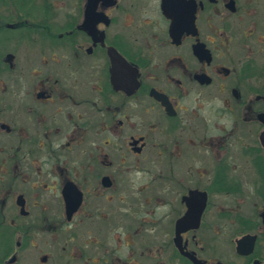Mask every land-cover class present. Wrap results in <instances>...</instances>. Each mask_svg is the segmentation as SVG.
<instances>
[{"label":"flooded vegetation","instance_id":"flooded-vegetation-1","mask_svg":"<svg viewBox=\"0 0 264 264\" xmlns=\"http://www.w3.org/2000/svg\"><path fill=\"white\" fill-rule=\"evenodd\" d=\"M75 7L0 68L1 221L63 264H264V0Z\"/></svg>","mask_w":264,"mask_h":264},{"label":"rangeland","instance_id":"rangeland-1","mask_svg":"<svg viewBox=\"0 0 264 264\" xmlns=\"http://www.w3.org/2000/svg\"><path fill=\"white\" fill-rule=\"evenodd\" d=\"M49 1L48 2L52 4L54 8L51 11H49V14L44 12V14L45 15L47 14V16L49 17V20L54 19L55 21H57L61 15L67 12H73L76 8L75 7L76 0H49ZM7 3L10 6L0 7L1 12L2 14H4V16H8L12 19L11 21L6 20L4 22L0 19V27H6L7 24H13L19 21L18 14L15 13L13 4L9 1ZM41 6H42V0H38V6H36L34 10L36 11ZM40 11L41 13L43 12L42 9H40ZM59 21L60 19L57 22H54L55 28L53 29V33H52L53 38L56 37L57 39L60 33ZM29 22H30L29 25L34 24L31 21ZM50 23L53 22L50 21ZM38 28H43V27L38 26ZM23 33L24 30L21 29L20 27L12 29V31L4 30L2 34L0 33V59L2 60L0 61V68L2 66L3 84L6 85L7 89L11 88V78L15 73L17 72L28 73V70L30 68V65L28 64V55L30 56L31 53L30 54L28 53L29 48L26 47V44H34V43L24 38L23 35L25 34ZM10 52L17 54L15 67L14 69H10V68L5 69L6 67L5 65L8 64L6 61H4V59L6 54ZM243 200L245 201V198ZM9 209L10 210H6L7 214H15L16 211H18V209H15L13 207ZM51 211L54 214V213H58L59 210L53 209ZM20 222L21 224L24 223L23 221ZM30 232L35 234L26 242H24L25 240L21 239V237H16L13 248L14 250L9 255V257L4 261L3 264H63V262L66 260V256L74 252V251L72 252L69 251V249H72L77 246L76 240L70 241L68 239V236H65V234L59 230L58 226H51V231H50L46 228L45 225H39L37 228L31 229ZM18 242H20V245H17ZM13 255H16L17 259L14 263H9L8 261ZM45 255H48L47 261L42 260V257Z\"/></svg>","mask_w":264,"mask_h":264},{"label":"trees","instance_id":"trees-1","mask_svg":"<svg viewBox=\"0 0 264 264\" xmlns=\"http://www.w3.org/2000/svg\"><path fill=\"white\" fill-rule=\"evenodd\" d=\"M8 1L13 4L15 13L18 14L19 21H17L16 23H18L19 27L24 30L23 33L25 34L23 35L24 38H26L29 41H32L33 39H37V40L51 39L52 34L48 33L49 31L48 27L50 28V30H53L55 28V24L50 23L49 17L47 16V14H49V11L54 9L52 4L49 3L50 2L49 0H42V6L38 8L36 11L34 10V8L38 6V0H0V7L2 6L9 7L10 5L7 3ZM40 9L43 10L42 12L43 15ZM44 12L47 14L45 15ZM0 19L4 22L6 20L11 21L12 18L8 16H4L0 8ZM29 21H31L34 24L29 25L30 23ZM38 26H42L43 28H38ZM6 27L9 28L8 26ZM6 27H0L1 34L2 32H4V30L12 31L11 28L7 29ZM5 66H6L5 69H9L8 65ZM18 230L22 232L27 231L25 226L17 227L9 223H6L3 220L1 221V216H0V264H3L4 261L9 257V255L13 252L15 239L16 236L18 235ZM24 240H25L24 242L27 241L26 239Z\"/></svg>","mask_w":264,"mask_h":264},{"label":"water","instance_id":"water-1","mask_svg":"<svg viewBox=\"0 0 264 264\" xmlns=\"http://www.w3.org/2000/svg\"><path fill=\"white\" fill-rule=\"evenodd\" d=\"M9 26L12 27L13 25L9 24ZM12 57H13L12 54L9 53V54H8V58H9V60H11ZM15 261H16V255L12 256V257L9 259V263H14Z\"/></svg>","mask_w":264,"mask_h":264}]
</instances>
